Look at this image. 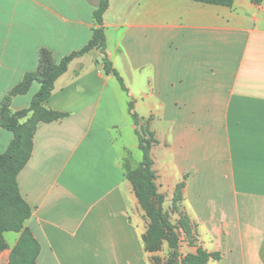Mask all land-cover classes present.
Segmentation results:
<instances>
[{
	"label": "crops",
	"instance_id": "crops-1",
	"mask_svg": "<svg viewBox=\"0 0 264 264\" xmlns=\"http://www.w3.org/2000/svg\"><path fill=\"white\" fill-rule=\"evenodd\" d=\"M98 5L0 0V113L42 53L58 63L89 42ZM103 27L126 91L99 51L72 60L43 104L64 116L37 123L17 175L37 264H151L118 159L119 135L137 148L134 113L152 119L162 178L184 182L198 247L220 255L207 264H264V0H109ZM38 89L12 97L10 110L28 108ZM12 138L0 126V154Z\"/></svg>",
	"mask_w": 264,
	"mask_h": 264
},
{
	"label": "trees",
	"instance_id": "trees-1",
	"mask_svg": "<svg viewBox=\"0 0 264 264\" xmlns=\"http://www.w3.org/2000/svg\"><path fill=\"white\" fill-rule=\"evenodd\" d=\"M191 1L224 7H230L234 2V0ZM108 6L109 0H99L98 8L93 13L95 26L92 29V37L83 48L63 57L58 63L53 61L52 55L49 52L42 53L37 70L26 74L23 80L8 93L1 103L0 126L11 132L13 138L6 151L0 154V208L2 199L6 197L12 198L13 213L10 226L3 227L0 233L11 231L18 235L17 241L11 250L9 264H37V258L40 253L39 243L26 226V222L31 217L32 212L19 192L17 175L29 157L28 152L31 135L37 123L40 121L55 120L64 116L63 114L46 110L43 107V104L51 96L56 79L67 71L68 65L72 60L92 50H97L102 55L99 62L103 66L104 73L115 77L121 89L126 91L123 78L114 69L106 55V36L103 27V16ZM34 82L39 83V89L32 97L29 107L12 112L9 108L11 98L27 93ZM131 107L130 104L129 111ZM131 117L134 123H137V115L131 114ZM140 150L143 153L142 168L135 173L134 177L131 176L128 179L146 216L152 219L161 229L166 230L164 237L168 238L170 248L176 250L177 235L163 214V198L156 192L154 184L155 177L150 169L149 152L142 148ZM142 241H146V238L143 236ZM144 248L148 250V248ZM6 249H8V245L0 237V253ZM174 257L177 258L176 252H174ZM219 258L220 255L218 253H209L202 248H198L196 253L188 254L180 263L176 261L173 264H207L211 259L218 260Z\"/></svg>",
	"mask_w": 264,
	"mask_h": 264
},
{
	"label": "rangeland",
	"instance_id": "rangeland-1",
	"mask_svg": "<svg viewBox=\"0 0 264 264\" xmlns=\"http://www.w3.org/2000/svg\"><path fill=\"white\" fill-rule=\"evenodd\" d=\"M151 121V118L147 120L137 115V123H135V134L138 141L137 148H134L130 144V141L122 137V135L118 136V159L124 169L125 175H127V180H129L128 177H134L135 173L142 168L143 153L140 149L142 148L149 152L150 169L155 177L154 184L156 192L163 198V214L168 223L173 227L174 233L177 235V248L176 250L170 248L168 238L164 237L166 230L163 228L161 229L152 219L146 216L132 187L135 215H137L139 222L143 224V237L146 238L143 245L148 248V250L145 251L149 253L151 264H173L176 261L180 263L186 255L196 253L199 248V238L195 226L190 222L182 202L184 182H180L173 187L172 182L168 179L166 180V178L163 179L158 170L156 158L154 156L158 141L156 133L151 130ZM123 135L128 137V132ZM12 201L13 199L9 197L1 201L0 230H2L3 227H9L11 224L13 213ZM0 237L9 246L14 243L18 235L14 232L6 231L0 233ZM174 252L177 253V258L174 257ZM10 257L11 252L9 253L8 264L10 262Z\"/></svg>",
	"mask_w": 264,
	"mask_h": 264
}]
</instances>
